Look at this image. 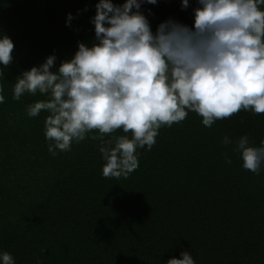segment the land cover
<instances>
[{"label":"trees","instance_id":"16d2710c","mask_svg":"<svg viewBox=\"0 0 264 264\" xmlns=\"http://www.w3.org/2000/svg\"><path fill=\"white\" fill-rule=\"evenodd\" d=\"M99 0H0V34L14 43L4 69L0 104V251L16 264H167L192 254L195 264H264V164L243 168L235 141H264V114L241 109L211 127L189 111L159 129L156 143L137 149L139 167L127 177H104L98 130L69 151H48L46 111L28 106L37 92L13 99L22 72L50 55L56 67L78 43L91 47ZM125 0H113L121 5ZM197 0H158L141 11L152 31L168 19L193 24ZM149 12L151 14H149ZM73 19L69 22L67 17ZM128 135L122 129L104 141ZM228 136L233 144H223ZM231 161L230 163L228 161Z\"/></svg>","mask_w":264,"mask_h":264},{"label":"clouds","instance_id":"9594fccd","mask_svg":"<svg viewBox=\"0 0 264 264\" xmlns=\"http://www.w3.org/2000/svg\"><path fill=\"white\" fill-rule=\"evenodd\" d=\"M157 3L99 0L90 21L96 43L79 42L74 57L58 67L53 54L17 77L13 99L37 92L47 97L27 111L29 117L49 113L45 138L52 155L98 130L100 135L90 138L102 142L103 176L127 177L139 167L137 149L150 151L159 129L185 120L189 111L206 127L241 109L264 114V0H197L191 27L170 18L153 32L141 8ZM188 7L189 0H181L182 10ZM13 49L11 38L0 34V78L13 61ZM3 93L0 86V104ZM118 129L131 132V138L104 141V134ZM222 142L233 144L228 136ZM234 143L243 168L259 175L264 141L255 147L245 135ZM180 256L167 264H195L189 252ZM0 264L16 262L0 251Z\"/></svg>","mask_w":264,"mask_h":264}]
</instances>
